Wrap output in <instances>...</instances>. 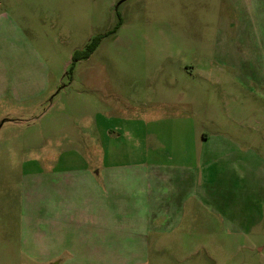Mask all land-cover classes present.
<instances>
[{
  "label": "rangeland",
  "instance_id": "1",
  "mask_svg": "<svg viewBox=\"0 0 264 264\" xmlns=\"http://www.w3.org/2000/svg\"><path fill=\"white\" fill-rule=\"evenodd\" d=\"M229 55L259 97L241 84L225 103ZM5 120L0 264H264V0H0ZM203 134L214 201L159 218L126 167Z\"/></svg>",
  "mask_w": 264,
  "mask_h": 264
},
{
  "label": "crops",
  "instance_id": "2",
  "mask_svg": "<svg viewBox=\"0 0 264 264\" xmlns=\"http://www.w3.org/2000/svg\"><path fill=\"white\" fill-rule=\"evenodd\" d=\"M243 19L246 20L247 17H244ZM244 60V55H238L236 60L232 58V55H229L230 65H228V67L224 68L222 71L223 88L225 95L224 98L226 104L230 103L231 96H233V93H231V89H239L241 87V84H246L247 87H250V89L253 90V96H260V93H258L259 91H256L255 87H253L255 85L260 86L261 82L259 81L256 84V68L254 67V64L250 65L251 68L246 67V63L244 62ZM208 140L209 136L205 134L202 135L200 144H198V140L195 138L194 141L196 143V150L193 153H189V156L186 153L179 154L180 152L178 151L174 152V154L171 156L163 152L161 153L162 160H160L159 158V160H156V162L140 161L141 163L136 165H126L127 167L123 166L126 168H132V170L135 166V170L131 172L132 183H135L137 188H141L146 192L148 191V193L150 192L149 194H152V196H154V199L151 200V202L153 201L154 203H157L156 211L159 218L162 219L166 215H174L176 216V219L177 215L173 214L172 212L181 214L180 209H182V207L185 209H191L192 207H194V202L198 201L199 199H201L207 206L208 201H214V191H210L209 188L205 187L204 183H202L201 190H199V188L196 187L195 180V175L196 173H198V165L200 163L201 165L203 163V169L201 170L203 174L208 175V173H211V178L217 176V178L219 179H221L223 176L222 172L215 173L214 175L212 166L207 165L208 161H212V158H216L215 154H205V152L209 153V151L204 150V148L207 147V145L204 143H207ZM198 147L201 148V151H198L196 153ZM229 147L230 142L228 141H224L221 145V149L228 150ZM149 148L154 149L151 146H149ZM198 155L200 156L199 161ZM110 167L112 168V166ZM94 174V179L95 177L99 176V180H102L103 182H106L110 185L115 186L118 185L119 182H121L117 178L118 176H116L115 173H112L108 169L99 171ZM128 188L125 186V188L121 191L115 192L112 195L111 200L118 201L120 199L119 197L122 196L120 195V193H124ZM218 192L221 197L224 191ZM199 194H201V197H199ZM222 199H224L226 202L228 201V197L224 198L223 196ZM186 216L187 213L185 214V217ZM55 258L56 257H54V255H51L48 259H51L49 261L52 262Z\"/></svg>",
  "mask_w": 264,
  "mask_h": 264
},
{
  "label": "trees",
  "instance_id": "3",
  "mask_svg": "<svg viewBox=\"0 0 264 264\" xmlns=\"http://www.w3.org/2000/svg\"><path fill=\"white\" fill-rule=\"evenodd\" d=\"M98 40V39H97ZM97 40L96 41H93L92 43L88 44L85 49L80 52V53H75L74 57H73V60L74 62L75 61H78L77 60V56H79L80 54H82V58L84 59H87L90 57V55L95 51L96 49V44H97Z\"/></svg>",
  "mask_w": 264,
  "mask_h": 264
},
{
  "label": "water",
  "instance_id": "4",
  "mask_svg": "<svg viewBox=\"0 0 264 264\" xmlns=\"http://www.w3.org/2000/svg\"><path fill=\"white\" fill-rule=\"evenodd\" d=\"M6 121H9V120H5V121H3V122L0 124V129H1L2 125H3Z\"/></svg>",
  "mask_w": 264,
  "mask_h": 264
}]
</instances>
